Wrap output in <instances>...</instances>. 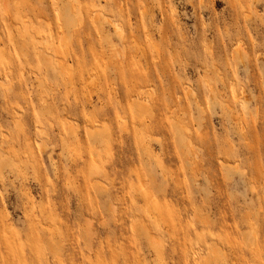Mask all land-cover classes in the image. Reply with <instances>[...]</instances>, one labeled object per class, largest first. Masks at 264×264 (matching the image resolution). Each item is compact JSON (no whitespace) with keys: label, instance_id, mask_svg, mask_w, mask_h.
Masks as SVG:
<instances>
[{"label":"rangeland","instance_id":"374dc122","mask_svg":"<svg viewBox=\"0 0 264 264\" xmlns=\"http://www.w3.org/2000/svg\"><path fill=\"white\" fill-rule=\"evenodd\" d=\"M104 1L0 0V264H264V0Z\"/></svg>","mask_w":264,"mask_h":264},{"label":"bare ground","instance_id":"6f19581e","mask_svg":"<svg viewBox=\"0 0 264 264\" xmlns=\"http://www.w3.org/2000/svg\"><path fill=\"white\" fill-rule=\"evenodd\" d=\"M55 1L57 2V0H55ZM103 1H104V0H103ZM200 1H201V0H200ZM93 2H94V0H93ZM104 2H105V1H104ZM92 4H93V3H92ZM93 6H94V5H93ZM121 7H122V6H121ZM144 11H145V10H144ZM144 11H143V12H144ZM171 11H172V10H171ZM91 13H95V12H91ZM97 13H99V12H97ZM97 13H96V14H97ZM100 13H101V12H100ZM96 14H95V17H97V18H100L99 16L102 15V13H101L100 15L97 14V15H99V16H97ZM142 14H143V13H142ZM171 14H172V12H171ZM91 15H92V14H91ZM91 15H90V16H91ZM93 16H94V15H92V18H93ZM161 16H162V15H161ZM169 16H170V15H169ZM95 17H94V18H95ZM102 17H104V16H102ZM105 17H106V16H105ZM105 17H104V21H105V19H107V20H108L107 22H110V23L112 24V27H114V29H115L114 31H116V32L119 34L120 38L123 37V36H121V35H123V34H122V31H123L122 29H123V28H122L121 26H119V24H118L117 22H113V20H111V17H110V18H105ZM107 17H108V16H107ZM94 18H93V22L99 20V19H97V18H95L96 20H94ZM175 18H176V17H173L172 19H175ZM90 19H91V18H90ZM176 20H177V18H176ZM174 22H175V21H174ZM94 24H95V22H94ZM96 24H97V22H96ZM173 24H174V23H173ZM176 24H177V23H176ZM178 30H179V29H178ZM123 33H124V32H123ZM133 42H134V41H133ZM154 44H155V43H154ZM157 49H158V48H157ZM235 50H236V49H235ZM232 54H234V56H236L235 52H233ZM142 55H143V54H142ZM42 58L45 59V57H42ZM45 60H46V59H45ZM146 71H147V69H146ZM217 71H218V70H217ZM70 77H71V76H70ZM218 77H219V76H218ZM220 78H221V77H220ZM206 83H207V82H206ZM233 84H234V83H233ZM183 86L185 87L186 84L183 85ZM232 87H233V85H232ZM187 88H188V87H187ZM188 89H189V88H188ZM188 89H187V90H188ZM231 89H233V88H231ZM212 90H214V89H212ZM241 90H242V89H241ZM231 91H232V90H231ZM143 92H144V91H143ZM185 92H186V88H185ZM213 92H214V91L211 92L212 95H213ZM192 93H193V92H192ZM232 93H233V91H232ZM241 93H242V92H241ZM116 94H117V93H116ZM232 95L234 96V93H233ZM233 96H232V97H233ZM211 97H212V96H211ZM235 97H236V95H235ZM235 97H234V98H235ZM215 98L217 99V97H215ZM133 99H134V98H133ZM133 99H132V100H133ZM212 99H214V97H213ZM234 100H235V99H234ZM147 101H148V100H147ZM214 101L216 102V100H214ZM143 102H144V101H143ZM196 102H198L197 99H196L195 103H196ZM212 103H213V102H212ZM197 105H198V104H197ZM243 105H244V104H243ZM243 105H242L241 107H244ZM147 106H148V105H147ZM244 108H245V107H244ZM201 109H202V108H201ZM201 109H200V110H201ZM73 126H74V125H73ZM88 126H89V125H88ZM88 126H87L86 128H88ZM73 128H74V127H73ZM93 129H95V127H94ZM93 129H89V130H88V134H89V136H91V137L96 135V132H97V129H98V128L95 129V130H93ZM188 130H189V129H188ZM242 132H243V131H242ZM88 138H89V137H88ZM0 152H1V151H0ZM194 216H195V215H194ZM132 226H133V225H132ZM133 227H134V226H133ZM133 229H134V228H133ZM162 243H163V242H162ZM199 260H200V259H198V258L196 257V259H195V261H194V264H200V261H201V260H200V261H199Z\"/></svg>","mask_w":264,"mask_h":264}]
</instances>
